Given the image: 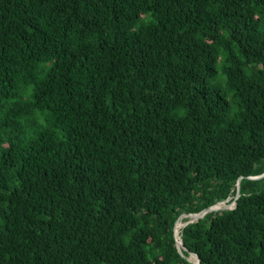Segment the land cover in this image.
I'll use <instances>...</instances> for the list:
<instances>
[{
	"label": "trees",
	"instance_id": "obj_1",
	"mask_svg": "<svg viewBox=\"0 0 264 264\" xmlns=\"http://www.w3.org/2000/svg\"><path fill=\"white\" fill-rule=\"evenodd\" d=\"M262 174L264 0H0V264H264Z\"/></svg>",
	"mask_w": 264,
	"mask_h": 264
},
{
	"label": "water",
	"instance_id": "obj_2",
	"mask_svg": "<svg viewBox=\"0 0 264 264\" xmlns=\"http://www.w3.org/2000/svg\"><path fill=\"white\" fill-rule=\"evenodd\" d=\"M250 180H261V179H264V174L262 175H259V176H256V177H249ZM240 182H241V179L239 180L238 182V191H237V195L234 199V201L231 203V204H228L226 205L224 208H220L219 205L220 204H223V203H228L231 198H228L226 201H223V202H219L217 203L216 205L200 212V213H197V214H188V215H182L177 223L181 220V219H188V221L184 222V227L185 228L187 225L189 224H192V223H197L200 221V219L204 218L206 215L210 214V213H213V212H218V211H229V210H233L237 207V200L239 199L240 197ZM176 223V225H177ZM175 237H176V242H177V248H178V251L183 255V250L187 251L186 247L184 246L183 244V241H182V237L181 235L177 234L176 233V226H175ZM188 259L190 261H192L194 264H201V261H200V258L196 255V254H193L191 253L190 254V257H188ZM196 259V262H194V260Z\"/></svg>",
	"mask_w": 264,
	"mask_h": 264
},
{
	"label": "bare ground",
	"instance_id": "obj_3",
	"mask_svg": "<svg viewBox=\"0 0 264 264\" xmlns=\"http://www.w3.org/2000/svg\"><path fill=\"white\" fill-rule=\"evenodd\" d=\"M226 205H228V203H223V204H220L219 207L220 208H224ZM184 227V223H183V220L181 219L177 225H176V233L179 235L181 230L183 229ZM194 262H196V260H194Z\"/></svg>",
	"mask_w": 264,
	"mask_h": 264
},
{
	"label": "rangeland",
	"instance_id": "obj_4",
	"mask_svg": "<svg viewBox=\"0 0 264 264\" xmlns=\"http://www.w3.org/2000/svg\"><path fill=\"white\" fill-rule=\"evenodd\" d=\"M184 221V219H182Z\"/></svg>",
	"mask_w": 264,
	"mask_h": 264
}]
</instances>
